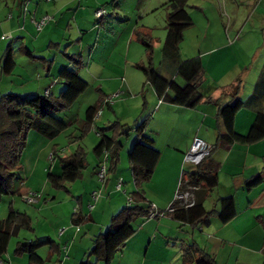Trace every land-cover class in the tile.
<instances>
[{"label": "rangeland", "instance_id": "1", "mask_svg": "<svg viewBox=\"0 0 264 264\" xmlns=\"http://www.w3.org/2000/svg\"><path fill=\"white\" fill-rule=\"evenodd\" d=\"M19 1L24 3L22 17L27 16V23L29 24L30 20L34 24L35 7L33 6L34 4H39L41 0ZM70 1L73 2V4L64 11V16L67 18H75L76 16L78 19L80 18V25L83 26L81 34L77 33L76 23L72 21V30L70 29L62 33L61 36H57L56 34L53 35L55 38L61 40V45L58 47H56V45L51 46V48H46L44 51V43L46 41H42L41 43L37 42L36 36L39 34L36 31L37 28L35 24L34 28L27 25L25 31L23 28L24 20L20 25L18 24L17 19L19 16L18 14L15 15L13 11L15 7L14 2L16 3L18 0H0V27L4 24L8 26L6 29H0V59L4 55L7 46L12 43L13 46H15L14 57L17 63L11 76H1L0 69V90L3 89L5 85H8L5 81H12L14 93L29 97L35 94L31 93L30 89H32L37 82L30 79L32 78L31 75L24 73V71H27L28 69L26 68L25 63L20 60L21 57L22 59L29 61L34 60V57H36L37 60L34 61H37L38 63H44L42 59L47 60L48 66L54 64V69L55 71L57 70L56 72H59V68H62L61 66L63 64L70 65V68H74V66L77 65L71 57H80L82 64L81 66L79 65L78 72L81 78L89 82L90 88L72 107L55 114L58 119L67 122L68 127L55 139L48 140L57 144L56 148L58 149L60 157L70 156L75 153L79 145L82 146L87 153L88 166L82 171V173L86 175L88 172L93 171L91 162L94 159H97V155L94 151L101 142L98 132L107 129L115 123H120L125 126L122 130H124V132L128 131L127 134L123 133L120 128L107 131L108 136L116 137L122 145L120 150L122 158V162L119 164L120 168L127 169V173L132 176L130 177V182H132L134 188L124 197H127V200H130V198L132 199L130 205H136L137 202H133V193L138 191L144 192L146 198L152 202L153 209L166 213V211L169 210V207L166 206V202L173 192L172 183L174 167L173 159L163 151V146L168 140L181 139L183 134L180 133L183 132H181V129H176V127H162L163 120L166 118H164V116L166 115L155 111L153 103L150 101L152 96L151 92L154 91L153 86L146 84V76L137 68V65L144 64L145 66H149L152 64L163 78L166 80L175 79L178 84L184 86L185 81L183 78L177 76V65L180 62L198 56L200 51L204 50L205 52L207 50L209 44L204 40V36L207 34L208 30H211L212 33L221 32L225 34V36L227 34L231 36L235 35L236 33L233 32L234 30L242 33L243 29H245L246 35L255 32L258 33L261 26L260 14L261 12L264 14V11L263 9H259V0H188L186 10L189 12L193 20V26L187 29L184 33L179 61L172 62L166 60V62H164L162 48L166 37L167 18L168 14L171 12L170 7L166 4L171 0H67L66 2L69 3ZM79 4H81V7ZM97 9L104 10V15L101 20L95 18V16L94 18L90 17V13L92 11L95 12ZM250 14H252V20L248 21ZM16 28L17 34L15 30L13 31L14 33L12 32V29ZM140 32L152 38L153 53L151 60L146 47L137 36V33ZM25 33L27 34L25 35ZM23 43L33 50V58L29 55L27 56L25 51L23 52L22 49H20L22 48L21 46ZM46 43H49V41ZM258 45V41L250 40L246 41L244 46H248L251 50L252 48L255 49ZM36 46H38V48ZM35 48H37V51L34 52ZM233 59V56L229 57V60ZM90 63L92 64L91 71L94 74L99 72V66L102 68V65L106 64L107 70L104 75L107 77H116L121 83H127V87L125 89L117 90L114 95H110L113 97L115 96L112 103L110 105H105L103 109H99L93 126L84 134L82 130L85 125L87 109L92 106V104H97L100 99V95L97 91L100 83L90 77L87 73V65ZM18 76H22L24 80H26V83L28 82L22 88L19 87L21 81ZM57 82V84L53 85V88L57 87L56 90L55 88L52 90L53 93H55L54 97L59 96L60 89L63 88V84L59 78H57ZM112 86H114V84ZM244 88H246V85H244ZM3 94L0 95V98ZM246 99L247 97L244 98V100ZM146 102L148 103L147 106L145 105ZM145 122H147L145 133L157 142V149L161 152V161L158 164L152 179L138 187L133 180L132 169L129 164V152L132 150L133 145L139 136L137 128ZM31 133L32 137V135L37 132L32 131ZM39 150V143H37V141L31 142L28 137L26 148L22 154V169L19 171V174H22L25 180L29 178L31 172L36 171L35 177L32 181L36 185L42 183L44 179L47 181L50 173L60 174L62 170L60 159L57 162L55 173L48 171L44 174V172H42L44 163L40 161L37 165ZM184 157L185 156H183V160ZM107 167V179L109 177L111 181H114L117 175H114L115 173L109 170L110 164L107 163ZM194 167L195 166L192 164H187L185 169H181V174L182 171L191 172L190 170H192V168L196 169ZM99 183L102 188L103 183L100 181ZM46 185L47 188L45 189L47 191L45 192L44 200L42 199V205H45V209L42 212L35 211L31 230H22L18 237H13L10 241L8 252L4 257V260L10 262V264H12L13 261H16L17 264H24L22 257L25 259V264H27L28 256L26 254L21 257L16 254L17 244L19 242L28 240L38 242L42 236L46 237L49 234H52V225L61 223V218L66 219V203L69 199L72 200V196L69 192L72 191L73 187L77 193H80L84 188L92 186V184H89L86 177L84 179L79 178L73 183H67L64 189H56L50 183ZM128 185L129 184H124L120 194H123V191L129 190ZM178 188L179 184L173 194L172 204L176 200ZM2 192L3 189L0 187V193ZM98 192L99 191L97 190L96 193ZM40 194L42 196L44 191L40 192ZM109 198L108 193L101 195L98 204L104 203ZM13 203L14 205H12ZM126 205L129 206V202L124 201L123 207ZM33 207L34 205L27 204L22 196L18 194L4 195L0 202V220L7 218L11 208L26 213L28 209H33ZM69 213L72 214L73 211H70ZM144 220H151L149 227L153 228L152 232H155L156 226L159 225V223L162 222L163 226L157 234L154 243H151L150 245V237H148L149 231L147 233L144 231L140 235L143 239L146 238L148 248L151 246L149 251L146 249L147 246L143 249L144 253L148 252L149 260L147 264H167V244L173 248V250H171L172 254H170L171 257L177 252L183 253L181 241H175V239L167 241L166 239V221L173 222L169 216L165 215L160 218H149ZM140 223L141 220H138L134 224L137 232L140 229ZM173 223L175 224V222ZM60 228L62 229L61 224ZM73 229L75 231V228ZM81 229L84 230L83 225L81 226ZM58 230L59 228H57V231ZM176 232L180 238L186 236L184 233L181 234V231L179 230ZM82 233L84 232L82 231ZM152 234L154 235V233ZM187 238V240L191 242L190 236ZM42 249H39L38 255H41L44 251L48 252L50 248L44 247ZM121 253L122 252L116 256L111 264H116ZM46 264H54V261L46 262Z\"/></svg>", "mask_w": 264, "mask_h": 264}, {"label": "crops", "instance_id": "2", "mask_svg": "<svg viewBox=\"0 0 264 264\" xmlns=\"http://www.w3.org/2000/svg\"><path fill=\"white\" fill-rule=\"evenodd\" d=\"M66 1L67 0H41L39 4L37 3L33 6L35 7V20L39 21L45 15L52 17L51 22L46 25L43 31L38 32L36 30L39 34L36 36L38 43L49 41V43L45 42L46 45L44 43V51L46 48H51V46L56 45V47H58L61 45V40L55 38L53 35L56 34L57 36H61L62 33L70 29L72 30V21L76 23L77 33L81 34L82 32L83 26L80 25V18L78 19L77 16L75 18H67L64 16V11L73 4L71 1L69 3ZM80 5L81 4H79V6ZM258 5L259 9H263L264 11V0H259ZM14 6L13 11L15 15L18 14L19 16L17 19L18 24L20 25L24 20V31L27 29V25L34 28V24L30 20L29 24L27 23V16L22 17L24 3L18 0V2H14ZM98 10L100 9L95 10V12L92 11L90 17L94 18L95 16L96 18V12ZM260 15L261 26L258 33L255 32L246 35L245 29H243L242 33L234 30L233 32L236 33L235 35L231 36L227 34L225 36V34L221 32L212 33L211 30H208L207 34L204 36V40L209 44L208 48L205 52L204 50L200 51L196 57H200L203 62V79L205 81V86H211L214 88L211 97L213 100H219L221 104H226L230 101L231 97L229 91L238 81H241L242 83V89L239 96L243 100L246 97L248 98L253 93L255 84L260 76L264 75V14L261 12ZM251 17L252 14H250L248 21L252 20ZM101 19L102 18H100V20ZM7 27L8 26L4 24L0 29H6ZM14 30L17 34V28L12 29V32ZM26 34L27 33H25V35ZM249 38L251 41H258L259 45L255 49L252 48L250 50L248 46H244L246 41H250ZM230 41L233 43L230 44ZM21 47L24 48L22 51H25L27 56V52H29V56L32 57V49L28 48L24 43ZM36 47L38 48V46ZM37 48H35L34 52L37 51ZM230 56H233L234 59L229 60ZM2 58L3 56L0 59V69ZM20 60L25 63L26 68L28 69L27 71H24V73L31 75L32 78L30 79L37 82L34 85L35 88L33 87V90L30 89V92L38 95H46V91L50 90V94L54 96L55 93H53L52 90L54 88L56 90L57 87L53 88V85L58 83L57 78L61 69L65 67L70 68V65L63 64L61 66L62 68H59V72H56L57 70L55 71L54 64L48 66L47 60L42 59L44 63L34 61L37 60L36 57H34V60L30 61L24 60L22 57ZM91 66V63L87 65V73L90 77L100 83L97 90L100 99L97 104H92L90 107H101V109H103L106 104L103 103L102 105V101L110 97V95H114L117 90L125 89L127 83H121L116 77L105 76L104 74L107 70L106 64H103L102 68L99 66L100 70L97 73L95 72L96 74L91 71ZM1 76H3L2 72ZM18 77L21 81L19 87L22 88L28 82L26 83V80H24L22 76ZM5 82H7L8 85H5L4 88L1 89L2 91L0 90V95L3 93H14L12 81ZM113 84L114 86H112ZM244 85H246V88H244ZM63 88L60 89V92ZM154 91L151 92L152 96L150 101L153 103L157 113H163L166 115L164 116V118H166L163 120L162 127H176V129H181V132H183L180 133L183 134L181 139L168 140L163 146V151L173 159L174 167L172 183L173 192L171 197H168L166 206L170 208V205L172 204L173 194L175 193L182 177L181 169H185V166L187 165L183 164V156L190 151L196 138L201 139L211 148L210 161L217 171L219 181L217 189L210 193V196L206 198L204 203L207 211L215 212L211 217L210 224L207 226H192L177 222L170 218L175 224L172 221H166L167 241L173 239H175V241H181L183 248L192 244L197 245L204 254L213 258L216 264H264V139L252 144L238 142L220 144L218 142V135L220 133H225V127L218 117L219 106L215 102L204 101L196 108H185L171 105L160 100ZM145 105L147 106L148 103L146 102ZM259 111H264V99L255 105L242 108L236 115L235 131L241 135L249 134ZM31 134L32 133L30 132V141H37L40 145L37 165L42 161L44 163L42 171L44 174L48 171L55 173L57 162L68 156L60 157L58 149L56 148L57 144L49 141L41 134L35 133L32 137ZM154 144L157 149V142L154 141ZM52 155H54L53 159H51ZM103 159L104 156L102 158L97 157L96 160L94 159L95 161L93 160L91 162L93 171L88 172L86 175L82 173L80 176V178L83 179L86 177L89 184H92L91 187L84 188L80 193H77L73 187L72 191L69 192L72 196V200L69 199L66 203V219L61 218V223L52 225V234H49L46 237L42 236L39 239L43 240L49 238L53 240L56 243L57 248L60 247L61 253L59 254L58 251H56L53 254L52 250L49 249L48 252L44 251V253L39 255L42 259L47 260L48 262L54 261V264H80L89 253L95 237L108 230L112 217L128 206L126 205L123 207L124 201L129 202L127 197L124 196H126L134 186L132 182H130V177L132 176L127 173V169H121L119 166L120 162H122L121 155L120 162L117 168L113 171V173H115L114 175H117L116 179L111 181L108 177L101 188L98 181L97 171ZM129 164L131 167L130 160ZM194 168L197 169V166ZM196 169L192 168L190 171L195 172ZM35 173L36 171L31 172L29 178L26 180L23 178L22 174H19L21 180L16 181L14 184V190L18 191V195L20 196L28 193H40L44 191V194L40 197L38 203L34 205L33 209H28L25 213L31 218V220L35 217V211L42 212L45 209V205H42V199L45 197L44 195L47 191L45 189L47 188L46 184L49 183L48 179L47 181L44 179L42 183H38V185L34 184L32 181L35 177ZM256 177H260L261 182L253 188H246L247 183ZM118 181H122V188L124 184H129V190L123 191V194H120L122 189H118ZM97 190L99 191L98 193L100 197L95 204L94 209L91 211L89 205L92 203V194ZM105 193H108L110 198L104 203L98 204L101 195ZM228 197L234 198L237 215L233 220L224 224L220 221L217 214L218 211H220L221 199ZM135 201L136 200L134 199L133 202ZM147 202L152 203L148 199ZM12 205H14V203ZM76 209H78L77 212ZM70 211H73V213L70 214ZM75 215H78L82 219L78 227L79 231H77L76 226L73 224V216ZM150 221L151 220H141L138 232L134 225L136 233L126 244V247L120 254V258L116 264H147L149 260L148 252L144 253L143 251L147 246V242L146 238L143 239L140 235L144 231L146 233L149 231V236L148 234L147 236L150 237V245L151 243H154L157 234L163 227L161 222L156 226L155 232H152L153 228L149 227L151 224ZM60 224L62 229L60 228ZM82 225L84 230L81 229ZM57 228H59L58 231ZM73 228H75V231ZM61 230H65L62 235H60ZM177 230L181 231V234L184 233L186 236L180 238V236L177 235ZM82 231L84 233H82ZM152 233H154V235ZM189 236L191 242L187 240V237ZM146 249L149 251L151 246L149 248L147 246ZM171 250H173V248L167 244L166 263L181 264L182 253L177 252L171 257ZM200 256L201 254L197 255L194 261L190 264H197V260ZM22 260L25 264V259L23 257ZM5 264H10V262L6 261ZM12 264L17 263L16 261H13ZM27 264H29L28 260ZM99 264L103 263L100 262Z\"/></svg>", "mask_w": 264, "mask_h": 264}, {"label": "trees", "instance_id": "3", "mask_svg": "<svg viewBox=\"0 0 264 264\" xmlns=\"http://www.w3.org/2000/svg\"><path fill=\"white\" fill-rule=\"evenodd\" d=\"M187 1L171 0L166 4L170 7L171 12L168 14L166 37L162 48L164 62L166 60L179 61L184 33L193 26V20L186 10ZM137 36L146 47L151 60L152 38L141 32L137 33ZM14 53L15 47L11 43L7 46L2 58L1 72L3 76H11L16 68ZM27 53L29 55V52ZM71 59L77 66L61 69L58 78L64 88L59 96L34 94L29 97L9 93L0 98V187L3 189V192L0 193V202L4 195L19 194L14 190V184L21 180L19 171L22 169V154L30 132L35 131L50 140L58 137L67 129L68 123L58 119L55 114L72 107L90 88V84L81 78L78 72V67L82 64L80 57L73 56ZM137 68L145 74L146 84L153 86L158 98L166 103L193 109L204 101L215 102L219 106L218 117L225 127V133L218 135L220 144L234 142L252 144L264 139V111L258 112L249 134L241 135L235 131L237 113L242 108L255 105L264 99V75L260 76L253 93L246 100L239 96L242 83L238 81L229 91L230 101L221 104L219 100H213L211 97L214 88L205 86L204 66L200 57L191 58L177 65V76L183 78L184 86L178 84L175 79L166 80L163 78L152 64L149 66L139 64ZM100 108L89 107L87 109L85 125L82 130L84 134L93 126ZM124 127L120 123H115L98 132L101 142L94 152L98 158H102L105 152L108 153L111 172L117 168L120 162L122 145L116 137L108 136L107 131L120 128L123 133L127 134L128 131L122 130ZM146 129L147 122L137 128L139 136L129 152L133 180L138 187L152 179L161 160V152L155 148L154 140L146 135ZM60 161L61 173L48 175V182L56 189H64L67 183L76 182L82 171L88 166L87 153L82 146H79L75 153ZM185 175L187 178L183 190L186 191L190 187L193 189L194 205L187 207L182 205L179 200H175L165 214L183 224L207 226L215 212L207 211L204 203L210 193L216 190L219 185L218 174L210 161V155L197 165L195 172H185ZM260 182L261 178L256 177L247 183L246 188H253ZM133 196L137 204L123 208L112 217L108 230L95 237L89 253L80 264H99L100 262L111 264L136 233L134 224L138 220L150 218L153 205L147 202L144 192H135ZM217 215L224 224L235 218L237 208L233 197L221 199L220 211ZM81 221L82 219L78 215L73 216L75 226H79ZM31 229V218L27 214L11 208L7 218L0 220V260H4L11 239L18 237L22 230ZM44 247H49L53 254L56 251L61 253L60 247L57 248L56 243L47 238L38 240V242H19L16 254L20 256L26 254L29 264H46L48 261L38 255L39 249ZM199 254L201 256L197 260V264H216L213 258L204 254L194 244L183 248L182 264H190ZM4 261L6 262V260Z\"/></svg>", "mask_w": 264, "mask_h": 264}, {"label": "built area", "instance_id": "4", "mask_svg": "<svg viewBox=\"0 0 264 264\" xmlns=\"http://www.w3.org/2000/svg\"><path fill=\"white\" fill-rule=\"evenodd\" d=\"M50 1V0H48ZM26 13V11H25ZM104 15V10L100 9L96 12V17L102 18ZM52 20V17H50L49 15H45L42 17L41 20L39 21H35V19L33 20L37 31L41 32L43 31V29L46 27L47 24H49ZM233 42L230 41V44H232ZM46 95H50V90L46 91ZM115 97V96H114ZM113 96H110L108 98H106L104 100V104L106 105H110L113 101ZM211 153V148L201 139L196 138L194 140V143L190 149V151L188 153H186L185 157H184V164H192V165H199L200 163H202V161L207 158ZM54 158V155H52L51 159ZM107 163H108V153L105 152L104 153V159L101 162V165L97 171V176L100 182L104 183L107 179V175H108V167H107ZM186 178L187 176L185 175V172L183 171L182 173V177L180 179L179 182V188H178V192L176 195V200H179L182 205H185L187 207H192L195 203V196L194 193L192 192V188H188V190L184 191L183 190V186L186 183ZM118 189H122V181H119L118 183ZM41 197L40 193H29L28 195L23 196V200L30 205H35L38 203L39 199ZM99 199V194L98 193H93L92 194V203L89 205V209L92 211L95 207V204L97 203ZM132 202V199L129 200V205ZM78 211V209H76V212ZM167 214L159 212L155 209L152 208L151 210V215L150 218H160L163 217ZM79 226H76L77 231H79ZM65 230H61L60 231V235L64 234ZM0 264H5L4 260H0Z\"/></svg>", "mask_w": 264, "mask_h": 264}]
</instances>
